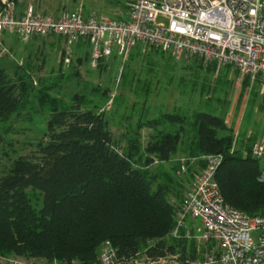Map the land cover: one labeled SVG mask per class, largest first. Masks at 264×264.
<instances>
[{"label": "trees", "instance_id": "16d2710c", "mask_svg": "<svg viewBox=\"0 0 264 264\" xmlns=\"http://www.w3.org/2000/svg\"><path fill=\"white\" fill-rule=\"evenodd\" d=\"M46 38L51 37L33 39ZM28 96L26 85L0 67V120L24 107ZM178 120L191 128L188 157L223 155L215 179L226 202L250 216L261 214V164L233 148L225 119L197 112L191 121L164 115L159 123ZM153 139L145 157L138 139L122 149L104 115L82 101L53 107L45 142L0 179V257L93 264L107 241L126 261L139 255L193 256L194 241L167 240L175 217L171 198L180 202L185 186L161 184L151 171L156 161L166 163L179 154L180 133L162 132ZM197 172L190 168L189 183ZM29 189L43 194L40 209L32 205Z\"/></svg>", "mask_w": 264, "mask_h": 264}, {"label": "rangeland", "instance_id": "374dc122", "mask_svg": "<svg viewBox=\"0 0 264 264\" xmlns=\"http://www.w3.org/2000/svg\"><path fill=\"white\" fill-rule=\"evenodd\" d=\"M130 1L31 0V3L38 12L55 16L65 10L82 9L85 15L112 19L125 17ZM28 4L30 0H25L19 9H26ZM0 47L6 50L0 56V67L23 82L29 93L24 107L0 120V179L9 174L21 157L45 142L52 108L75 100L104 115L122 149L126 150L130 141L138 139L145 157L150 142H155L153 137L162 132L180 133L179 154L166 163L156 161L151 171L159 176L161 184L176 185L181 181L185 186L184 196L189 188L190 172L180 177L179 161L191 159L188 157L191 128L180 120L159 123L164 115L186 121H191L197 112L219 115L225 119L227 128L232 129L233 148L241 149L244 155L250 153L256 142L264 141V87L252 83L248 77L240 83L238 72L230 67L219 69L197 59L177 61L167 53L142 44L124 61L115 52L97 68L90 66L88 46L81 43L70 49L58 37L23 41L16 36L3 35ZM122 65L119 81L117 73ZM150 124L153 128L148 127ZM201 165L196 163L191 168L197 170ZM27 192L34 208L40 209L43 194L34 189ZM171 200L176 201L174 197ZM197 258L194 249L189 259L193 262ZM145 259L144 255H139L127 264H146ZM0 264L60 263L5 256L0 257Z\"/></svg>", "mask_w": 264, "mask_h": 264}, {"label": "built area", "instance_id": "2783aa9c", "mask_svg": "<svg viewBox=\"0 0 264 264\" xmlns=\"http://www.w3.org/2000/svg\"><path fill=\"white\" fill-rule=\"evenodd\" d=\"M25 0H0V37L23 41L58 37L67 45L88 46L90 66L114 55L124 61L139 44L169 54L177 61L197 59L219 69L230 67L239 82L248 77L264 87V0H131L125 17L106 19L85 15L82 9L58 16L38 12ZM70 52V50H69ZM6 50L0 47V56ZM123 65L117 73L119 81ZM112 102L109 103V108ZM247 154V153H246ZM244 155V154H243ZM261 164L258 182L264 184V141L250 153ZM203 161L180 202L172 201L174 225L169 241H194L197 260L170 254L146 258V264H264V211L250 216L229 205L215 179L222 154L180 159L179 176ZM135 260V259H134ZM107 241L93 264H127Z\"/></svg>", "mask_w": 264, "mask_h": 264}, {"label": "crops", "instance_id": "0c3cea01", "mask_svg": "<svg viewBox=\"0 0 264 264\" xmlns=\"http://www.w3.org/2000/svg\"><path fill=\"white\" fill-rule=\"evenodd\" d=\"M28 5H32L31 0H30V4H28ZM28 5H27V6H28ZM36 9L39 10L37 7H36ZM24 11H25V9L22 8L21 12H24ZM262 91H263V94H264V89H263ZM263 94H262V97H264Z\"/></svg>", "mask_w": 264, "mask_h": 264}]
</instances>
